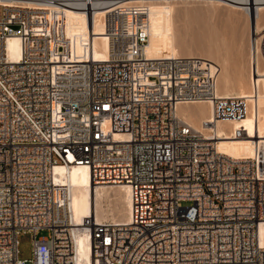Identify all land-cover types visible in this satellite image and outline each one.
Here are the masks:
<instances>
[{
    "label": "built area",
    "instance_id": "built-area-1",
    "mask_svg": "<svg viewBox=\"0 0 264 264\" xmlns=\"http://www.w3.org/2000/svg\"><path fill=\"white\" fill-rule=\"evenodd\" d=\"M92 1L0 0V264H264V149L257 140L251 156H229L211 128L244 118L248 98L217 96L208 59L147 56L148 0ZM77 8L91 22L102 10L104 58L72 57L65 10ZM204 100L203 130L176 115ZM57 164L126 184L128 220L76 224ZM21 232L33 234L29 259Z\"/></svg>",
    "mask_w": 264,
    "mask_h": 264
},
{
    "label": "rangeland",
    "instance_id": "rangeland-1",
    "mask_svg": "<svg viewBox=\"0 0 264 264\" xmlns=\"http://www.w3.org/2000/svg\"><path fill=\"white\" fill-rule=\"evenodd\" d=\"M260 1L264 2V0ZM147 5L149 8V39L145 47L147 56L178 55L208 59L216 65L218 64L215 93L239 95L247 90L250 94L252 93L249 78L251 75L249 61L253 44L252 24L245 10L210 0H148ZM101 17L102 15L96 17L95 31L91 30V36H94L105 55L107 40L102 35ZM84 19V14L75 16L65 10L66 29L71 38L72 57H77L85 52L82 40L79 46L72 41L84 37ZM260 23L264 26V19ZM8 42L16 56L19 52V38L12 37ZM241 86H244L243 89ZM261 92L264 95V86H262ZM177 111L183 118L179 106ZM110 188L100 199V206L103 209V220L117 221L116 215L120 213L117 208L121 205L123 207V198L115 190L116 187ZM115 210L118 211H116L117 214ZM41 236L49 238L51 232L47 229L40 230L36 237ZM18 239L19 258H31L33 234L21 232Z\"/></svg>",
    "mask_w": 264,
    "mask_h": 264
},
{
    "label": "bare ground",
    "instance_id": "bare-ground-1",
    "mask_svg": "<svg viewBox=\"0 0 264 264\" xmlns=\"http://www.w3.org/2000/svg\"><path fill=\"white\" fill-rule=\"evenodd\" d=\"M245 10L250 17L252 24V45L250 70V82L252 93L250 94L246 88V92H241L237 96L248 98V110L244 118L237 121H217L214 126H211L212 131L217 134L216 145L217 149L229 156L233 157H248L253 154L254 142L258 140L259 146L264 149V95L261 92L264 86V50L260 44L263 38L264 26L260 25L264 19V2L260 0H210ZM97 5V1H92V5ZM95 7V6H94ZM73 15L84 14L83 10L66 9ZM102 15V10L95 8L93 13V22L84 14V37L80 40L73 39L72 41L78 45L84 43V49L93 51L98 59L105 57L104 51L99 47L94 36H91V30H94L96 17ZM102 28V27H101ZM103 32V31H102ZM7 47L13 56V48L7 41ZM103 52V53H102ZM218 65V64H217ZM256 71V73H255ZM252 77V79H251ZM253 84V85H252ZM242 89L244 86H241ZM217 96H229L224 93H216ZM180 113L186 123L197 130H203V121L210 120L212 116V101L204 100L178 105ZM177 106V107H178ZM176 107V115L184 121L178 114ZM184 121V122H185ZM243 126L247 131L246 135L241 138H235L232 135L234 128ZM207 130V129H206ZM53 175L62 181L69 190V208L76 224H80L83 217H91L98 221H103V209L100 206V199L108 191L110 187H116L115 190L122 196L123 204L118 207L119 215H116L117 221H127L130 212V191L126 184H95L89 168L86 165H78L68 167L63 164H57L53 168ZM111 189V188H110ZM120 196V197H121ZM121 199V198H120ZM121 208V209H119ZM117 210H115L116 212ZM117 211V212H118ZM116 212V214H117ZM115 215V214H114ZM259 236L264 242V226L259 229ZM87 235L84 232L78 233L75 236L76 246L80 251L85 249V240Z\"/></svg>",
    "mask_w": 264,
    "mask_h": 264
}]
</instances>
